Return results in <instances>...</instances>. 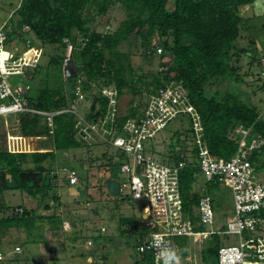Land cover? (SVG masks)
I'll use <instances>...</instances> for the list:
<instances>
[{"label":"trees","instance_id":"16d2710c","mask_svg":"<svg viewBox=\"0 0 264 264\" xmlns=\"http://www.w3.org/2000/svg\"><path fill=\"white\" fill-rule=\"evenodd\" d=\"M255 2L256 0H21L13 8L9 22L3 27L6 34L4 47H7L3 50H11L9 47L12 44L15 47L23 44L24 51L38 43L59 45L65 49L64 56L53 57L49 66L64 67L71 47L72 73L66 77L64 75L66 79L56 88L49 83L50 77H46L44 87L38 94L30 95L31 82L40 66L32 71L28 70L26 78L17 76L23 79L20 80L21 83L30 86L25 94L29 108L44 112L69 109L77 97L76 88L78 80H81L87 100H92L90 113L85 115L90 123L103 119L107 113L109 100L101 93L104 87L114 85L119 97L127 87L135 95L147 93L150 96L166 84L177 81L188 91L191 103L202 117L204 139L211 153L220 158L231 159L237 151V144L229 135L237 126H253L254 132L264 137L261 111L257 106L248 105L233 94L222 97L221 92L216 91L208 97L206 93L214 83H222L229 77L238 78L237 69L232 63V51L235 42L241 37L244 25L241 10ZM117 3L121 4L127 18L112 33L94 29L92 23L95 18L106 16ZM26 27L29 28L28 31L25 30ZM155 34L159 37V45L153 44ZM133 35L140 38L146 56L157 55V49L161 48V58L167 54L171 57L162 71L145 82L141 89H136L134 84L143 79L132 78L134 69L130 55L120 50ZM245 51L242 49V52ZM22 53L16 52L15 57L18 58ZM259 89H264V84ZM91 94L93 99L88 96ZM2 102L4 101L0 99V104ZM139 114V107H131L128 114L118 120L119 126ZM17 116L23 138H48L50 146L42 151L25 153L0 149V196L2 198L6 191L13 189L38 199L39 204H42L54 191L53 179L59 177V172L54 167L57 152L77 150L90 145L78 136L76 114L73 112L67 111L55 116L53 127L47 124L41 114L24 112ZM261 150L264 151V147ZM260 153L261 151H255L251 156L256 168ZM182 159L176 156L175 164ZM31 163L33 167L28 166ZM70 170L78 169L71 166ZM199 172L198 168L187 166L181 175L184 209L191 218H194L193 209L203 196L200 191L193 189ZM10 180L14 181V187L10 186ZM59 180L62 186L67 184V177H59ZM217 188L218 184L208 182L207 188L202 189V192L210 195L211 190ZM53 197L58 200L57 195ZM212 197L216 204L217 197ZM0 207L5 211L8 209L3 203H0ZM45 209L50 210L49 205H45ZM37 210L25 209L22 215L14 213L12 216L0 217V239L13 228L24 227L30 234L33 230L40 234L42 227L36 223L42 218L47 220L52 230L62 228L63 220L60 216L43 217L36 213ZM121 222L125 225L123 235L137 236L133 246L137 255L135 264H153L150 253L140 255L137 252L139 239L147 233L143 220L132 217L121 219ZM38 237L46 242L43 234ZM39 238L33 236L27 241L37 243ZM1 240L2 251L4 242ZM221 243L220 237L214 236L204 251L215 257L214 264H218ZM177 244L180 245L179 256L183 259L189 257V240L180 238ZM2 252L8 254L6 251ZM17 257L18 255H10V264L16 262Z\"/></svg>","mask_w":264,"mask_h":264},{"label":"rangeland","instance_id":"374dc122","mask_svg":"<svg viewBox=\"0 0 264 264\" xmlns=\"http://www.w3.org/2000/svg\"><path fill=\"white\" fill-rule=\"evenodd\" d=\"M20 1L0 0V28L9 22L13 8L19 5ZM241 15L244 25L241 37L235 42V48L232 51L234 55L232 63L237 69L238 78L229 77L222 83H214L209 87L206 95L210 97L216 91H220L222 97L229 94L240 97L242 102L257 106L264 120V89H259L264 84L263 1L256 0L254 4L243 7ZM126 18L125 10L121 4L117 3L106 16H97L92 27L99 32L112 33ZM152 41L154 45H159L160 40L157 34L153 36ZM141 43L140 38L133 35L120 47L122 52L130 55L129 59L134 69L132 78L141 77L143 79L142 82H135L136 89L143 88L144 83L158 75L171 60L168 54L161 58V48L157 49V55L146 56ZM15 46L12 44L9 51L13 53L24 51L23 44ZM242 49L246 51L242 52ZM64 53L65 49L59 45L38 43L26 54V61L30 64L29 70L32 71L40 66L35 79L31 82V96H36L44 87L46 77H50L51 82L49 83L53 88L66 79L64 78V75L66 77L64 67L49 66L53 57L59 58L64 56ZM8 55L7 53V57ZM67 68L72 73L71 61ZM20 80L23 79L17 75L7 78L11 86L21 83ZM148 98L147 93L135 95L129 87L125 88L124 94L120 97L121 115L128 114L131 107H139L141 112ZM91 105L92 100H82L77 103V111L85 117L90 113ZM192 127L193 123L188 115L173 119L158 136L146 142V147L149 148L148 155L161 163L174 165L175 157L179 156L182 150L193 147L195 134ZM79 135L85 139V134L82 136L79 133ZM87 142L90 147L57 152L54 167L58 170L59 177H67L73 166L79 172L80 181L77 185L71 186L67 180V184L62 186L59 177L53 179L54 191L42 204H39L38 199L30 198L25 193L13 189L6 191L2 198L0 196V203L8 208L5 211L0 207V217L12 216L14 213L22 215L25 209H38L36 213L43 217L57 215L63 220L62 228L57 231L50 228L45 218L38 220L36 224L42 227L40 234H43L46 242L38 237L40 234L37 230H33L30 234L24 227L13 228L2 236V240L0 239L4 242L2 251L12 254L15 247L22 248V253L12 264H135L137 255L133 246H135L137 236L122 234L125 225L121 219L136 217L137 220L145 222L146 219L143 218H147L148 212L132 197L128 177L121 172V162L117 160L120 158L121 161H125L120 157L121 152L115 147L100 142L94 136L88 137ZM46 146H50L48 138L25 139L21 136L17 114L0 116V149L25 153L42 151L45 150L43 148H47ZM260 151L256 182L264 183V151ZM28 166L33 167L34 165L31 163ZM110 181L120 183L122 191L119 195L109 190L107 184ZM9 184L11 187L15 186L14 181L10 180ZM207 186L205 176L199 172L193 189L200 191V195L201 193L205 195L202 189L205 190ZM55 195L58 200L53 197ZM209 196L217 197L216 204H213L218 218L216 227L219 228L225 224L228 217L232 218L235 215L232 193L228 187L219 185V188L211 190ZM45 205H49L50 210H46ZM33 236H37L40 239L39 242L27 241ZM219 237L222 246L239 244L238 236L222 235ZM209 245L210 240L195 243L191 239L190 258L188 260L181 258L180 262L182 264H214L215 257L204 252Z\"/></svg>","mask_w":264,"mask_h":264},{"label":"built area","instance_id":"2783aa9c","mask_svg":"<svg viewBox=\"0 0 264 264\" xmlns=\"http://www.w3.org/2000/svg\"><path fill=\"white\" fill-rule=\"evenodd\" d=\"M3 27L0 28V51L6 40ZM30 50L23 51L18 58L15 57L16 52L8 50L9 58L0 65V99L4 101L0 104V116L33 112L43 115L47 124L53 127L55 116L73 112L76 114L78 134H85V139L79 135L82 139L87 141L88 137L94 136L118 149L125 161L117 160L121 162V172L128 177L132 197L148 212L147 218H144L147 233L139 239L137 247L140 255L150 253L153 264H162L161 258L156 255L157 240H162L179 256L177 240L180 238L202 241L214 236L232 235L239 237V244L221 246L218 264H264V183L256 182L257 169L251 161L254 152L263 149L264 137L256 134L253 126L246 128L239 125L230 132V138L237 144V151L231 159L213 155L204 139L202 117L191 103L188 91L177 81L151 94L138 117L127 120L122 126L118 124L123 116L120 97L114 85L101 89L102 96L109 100L108 110L103 119L93 123L77 111V103L87 100L81 80H78L76 88L77 97L69 109L55 112L30 109L25 97L30 86L23 83L11 86L7 81L11 75L26 78L30 66L26 54ZM66 59L64 69L69 76L71 73L67 66L72 59L71 56ZM183 115L190 116L193 123V147L182 150L179 156L183 159L174 165L150 157L146 142L158 136L173 119ZM187 166L198 168L208 182L230 189L235 215L219 228L216 227L217 213L209 195L201 196L198 206L193 209L194 218L185 212L181 175ZM67 180L71 186L77 185L80 181L78 171L70 170ZM21 251L22 248L17 246L12 254L19 255ZM12 254L0 250V264H10Z\"/></svg>","mask_w":264,"mask_h":264},{"label":"clouds","instance_id":"9594fccd","mask_svg":"<svg viewBox=\"0 0 264 264\" xmlns=\"http://www.w3.org/2000/svg\"><path fill=\"white\" fill-rule=\"evenodd\" d=\"M155 243L157 247L156 255L161 258L162 264H179L180 257L177 255L176 251L173 248L168 247L162 240H157Z\"/></svg>","mask_w":264,"mask_h":264},{"label":"water","instance_id":"95a60500","mask_svg":"<svg viewBox=\"0 0 264 264\" xmlns=\"http://www.w3.org/2000/svg\"><path fill=\"white\" fill-rule=\"evenodd\" d=\"M71 51H72V48L70 47L69 49H68V53H67V55L68 56H70L71 55ZM87 167H89V165H87ZM107 186H108V188H109V190L113 193V194H115V195H119L120 193H121V185L119 184V183H117V182H109L108 184H107Z\"/></svg>","mask_w":264,"mask_h":264},{"label":"bare ground","instance_id":"6f19581e","mask_svg":"<svg viewBox=\"0 0 264 264\" xmlns=\"http://www.w3.org/2000/svg\"><path fill=\"white\" fill-rule=\"evenodd\" d=\"M0 53H8V51L2 50ZM8 58H9V55H8V57H6V56L0 54V65H2L3 64V61L7 60Z\"/></svg>","mask_w":264,"mask_h":264},{"label":"crops","instance_id":"0c3cea01","mask_svg":"<svg viewBox=\"0 0 264 264\" xmlns=\"http://www.w3.org/2000/svg\"><path fill=\"white\" fill-rule=\"evenodd\" d=\"M11 14H12V12H11ZM228 218H229V217H228ZM187 239L189 240V243H190V240H191L192 238H191V239H190V238H187ZM210 239H211V238L206 239V240H204V242H205V241H209ZM193 240H194V239H193ZM202 241H203V240H202ZM194 242L196 243V242H199V241H194ZM179 246H180V245H179ZM189 248H190V247H189ZM189 253H190V250H189ZM189 258H190V254H189V257L186 258V260H188ZM180 260H181V256H180L179 261H180ZM179 264H182V263L180 262Z\"/></svg>","mask_w":264,"mask_h":264},{"label":"snow or ice","instance_id":"6c2138e0","mask_svg":"<svg viewBox=\"0 0 264 264\" xmlns=\"http://www.w3.org/2000/svg\"><path fill=\"white\" fill-rule=\"evenodd\" d=\"M0 54H2V55H4V56H7V53H0Z\"/></svg>","mask_w":264,"mask_h":264}]
</instances>
